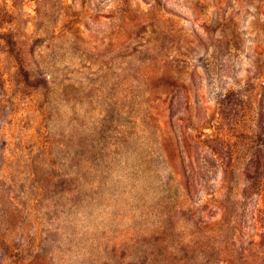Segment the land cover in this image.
I'll return each mask as SVG.
<instances>
[{"label":"rangeland","instance_id":"1","mask_svg":"<svg viewBox=\"0 0 264 264\" xmlns=\"http://www.w3.org/2000/svg\"><path fill=\"white\" fill-rule=\"evenodd\" d=\"M0 264H264V0H0Z\"/></svg>","mask_w":264,"mask_h":264}]
</instances>
